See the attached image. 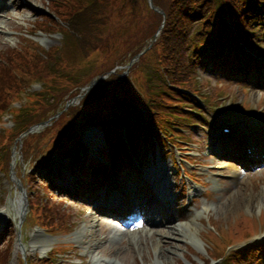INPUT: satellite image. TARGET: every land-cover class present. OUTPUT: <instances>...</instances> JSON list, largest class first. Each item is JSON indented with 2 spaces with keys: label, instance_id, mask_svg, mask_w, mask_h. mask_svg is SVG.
<instances>
[{
  "label": "rangeland",
  "instance_id": "obj_1",
  "mask_svg": "<svg viewBox=\"0 0 264 264\" xmlns=\"http://www.w3.org/2000/svg\"><path fill=\"white\" fill-rule=\"evenodd\" d=\"M35 1L40 6H44L40 0H35ZM69 5H70V3L65 5L60 10L69 9ZM3 19H5V14H3L1 20H3ZM8 19L18 20L16 17H14V15L10 16ZM40 19L41 18H39V20ZM4 21H6V19ZM4 21H2V22H4ZM11 21L14 22L13 20H11ZM51 31H55V30L51 29ZM35 34L37 35L36 39L38 41H40V43L45 48H47L49 46H53L51 48V50L56 46L58 47V49L60 46L65 48V49L61 48L59 50L58 49L55 50V52H54L55 55L52 57V59L48 65H46L45 63H41V62H39V60H37L35 63V67L36 68H44V67L48 66L51 68V71H59L60 73H64L65 71H67V74H69V76H71V79H69L67 82L69 83L70 86H72L74 83L75 77H77V74L79 71V67H76L74 64L81 61V56H80L79 52L77 50L73 51V50L69 49V48H71L72 44L75 42L74 38L72 36H70L69 34H65V33L62 34L59 32H53L52 34L42 35L38 31ZM9 44H11V41H9ZM6 45H8V44H6ZM21 63H22V61H21ZM61 63L64 65L65 68H61ZM57 80H58V78L54 79L55 82ZM31 81H33V80H31ZM38 84H39L38 82L34 81L31 84L30 89H32V90L37 89ZM18 104H19L18 102L15 103V105H18ZM45 146H46V144H44L43 146H41L38 149L39 150V153L37 154L38 157H40L44 154ZM40 160H41V158H40ZM156 163L161 164V166L159 167L160 170H162L164 172L167 171L168 175L170 174L169 170H168V166H167L169 163L167 158L166 159L156 158ZM32 167H34V165L31 163H29V165H27V168H32ZM43 173L44 172H40L37 175V177H42ZM37 179H38V181H36V179L31 181L32 184L30 187L27 186L28 187L27 194L29 196L31 194V192H30V190H31L32 196L29 197L31 199V202L36 203V204H41L38 201L43 200V197L46 194L47 189L44 186L42 187V183H41L40 179L39 178H37ZM5 187H10V185H7ZM237 192L238 193L235 195V198H237V201L235 203H232V205L229 206V208L227 205V200L229 198L233 197L232 194L231 195L225 194L223 196H221V195L220 196H214L213 195L211 200H213L212 203H214L216 205V210L215 211L212 210L210 212V214L212 213L213 216L217 217V218L227 217L228 213L230 211H232L236 205H238V206L241 205L244 197L246 200L247 197H253L255 195L254 192H251V191L246 192L244 189H239ZM35 194L36 195L38 194V197ZM228 203H230V201ZM52 204L56 207V209H54V211H53V215L56 216L58 211H59L58 205H56L54 202H52ZM68 208H69L70 214H71L70 221L75 220L78 224H80L84 220L83 217H88L87 214H85V212L83 214H80L83 212L82 208L80 209V213H78V214H72V212H75L76 210H73L71 207H68ZM150 209L156 210L161 216L167 215L165 208H163L160 204H158L155 201L151 205ZM31 227H32L31 222L26 223L24 225V231H28L29 229H31ZM175 236L177 237L176 239L168 240L167 242H165L164 237H161L160 235L150 236L146 239L145 242L142 240V243H140V244H138L137 242L136 243L130 242V238H129L128 240H123L120 244L119 243L116 245H110L109 244V245L105 246V249H107L108 255L114 256L118 260V262H120V264H144V261H150V263L153 264L156 259L164 262L163 264H171V262H173V263L176 262L177 258L182 255V253H183L182 248H184V245H185L184 242H182L180 240L181 236H178L176 234H175ZM148 248H149V250H148ZM8 252H10L12 255V259H11L10 264H23L20 256L16 254V248H15L14 242H13V245L11 244V246H9Z\"/></svg>",
  "mask_w": 264,
  "mask_h": 264
},
{
  "label": "trees",
  "instance_id": "obj_2",
  "mask_svg": "<svg viewBox=\"0 0 264 264\" xmlns=\"http://www.w3.org/2000/svg\"><path fill=\"white\" fill-rule=\"evenodd\" d=\"M222 1H224V0H222ZM226 4H227V7H228V8L226 7V10L231 11L232 6L229 3H226ZM238 4L240 5V8H239V11H238L237 14H239V12H246L247 7L242 8L243 7V2L241 1ZM204 5L206 6V10H210V11H215L216 8H217L216 0H205L204 1ZM237 14H236V17H235L236 20L238 18ZM169 41H171V43H169ZM165 43H166L167 49H169L170 51L174 52L176 50L178 51V49L181 48L182 39H181V37H179L175 33L174 34H169L168 38L165 40ZM171 54L175 55L174 53H171Z\"/></svg>",
  "mask_w": 264,
  "mask_h": 264
},
{
  "label": "bare ground",
  "instance_id": "obj_3",
  "mask_svg": "<svg viewBox=\"0 0 264 264\" xmlns=\"http://www.w3.org/2000/svg\"><path fill=\"white\" fill-rule=\"evenodd\" d=\"M236 194H232L233 197L230 199V203H227L228 208H229V206L232 205V203H235L237 201V198H235ZM244 201H245V197L242 201V204L244 203ZM21 205H22V202H21ZM213 208H216L215 204H213ZM193 229H195V223L190 221L187 224H183L182 226H179V228H175L174 230H176L177 232H181L183 234L189 235V236H193ZM154 264H162V263L160 262V260L156 259L154 261Z\"/></svg>",
  "mask_w": 264,
  "mask_h": 264
}]
</instances>
